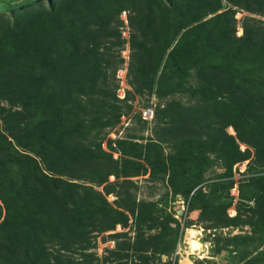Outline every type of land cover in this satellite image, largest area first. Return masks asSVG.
<instances>
[{
  "label": "rangeland",
  "instance_id": "rangeland-1",
  "mask_svg": "<svg viewBox=\"0 0 264 264\" xmlns=\"http://www.w3.org/2000/svg\"><path fill=\"white\" fill-rule=\"evenodd\" d=\"M53 1L52 58L45 69L31 65L27 87L23 55L8 53L0 61V108L20 112L27 88L67 97L71 114L62 128L80 133L67 144L95 158L81 164L77 179L56 177L84 189L118 222L106 228L104 219L85 221L82 234L45 240L49 264H178L191 231L203 246L189 255L192 264H264V149L256 152L264 137L254 120L233 115L226 90L201 91L193 72L187 84L156 96L154 61L165 57L170 14L139 0ZM174 2L189 6L185 19L200 18L192 25L218 22L229 38L250 25L264 36V0ZM40 7L44 0H0V23ZM11 44L6 40L7 51ZM258 114L264 118V105ZM222 141L227 148L232 141L243 160L230 167L221 160L216 146Z\"/></svg>",
  "mask_w": 264,
  "mask_h": 264
},
{
  "label": "trees",
  "instance_id": "trees-1",
  "mask_svg": "<svg viewBox=\"0 0 264 264\" xmlns=\"http://www.w3.org/2000/svg\"><path fill=\"white\" fill-rule=\"evenodd\" d=\"M44 1L46 7L28 11L11 22L2 19L0 23V61L3 64L8 53L20 52L24 63L22 80L27 87L34 80L31 65L45 69L54 53L57 10L53 0ZM139 1L160 7L171 16L165 34V57L161 64L162 58L153 65L151 85L156 96L187 84L193 72L201 91L217 96L215 92L226 90L234 106L233 115L241 122L254 120L253 129H259L258 134L264 137V118L258 114V108L264 105V36L258 37L255 29L246 25L241 36L229 38L223 24L192 25L200 18L182 17L188 5L176 4L174 0ZM59 36L65 41L69 38L63 29ZM8 39L13 44L7 51ZM18 42L23 43V50L14 46ZM213 87L215 91L211 90ZM4 94L0 91V96ZM23 96L20 112L0 108V122L5 130L4 136L0 133V156L3 153L5 157L0 159V264H49L43 252L45 240L62 242L67 236L82 234L85 221L104 219L109 223L106 228H110L118 219L109 216L84 189L56 177L77 179V171L83 169L81 164L95 158L87 148L67 144L74 133L80 135L76 128H62L71 114L64 104L67 97L65 100L29 88ZM16 147L31 154L18 153ZM216 147L220 159L227 160L229 167L243 160L242 152L232 141L229 148L224 141ZM263 149L264 140L260 139L257 154ZM74 164H78L75 170L70 168ZM79 189L83 195H79Z\"/></svg>",
  "mask_w": 264,
  "mask_h": 264
},
{
  "label": "bare ground",
  "instance_id": "bare-ground-1",
  "mask_svg": "<svg viewBox=\"0 0 264 264\" xmlns=\"http://www.w3.org/2000/svg\"><path fill=\"white\" fill-rule=\"evenodd\" d=\"M188 244L190 241H194V243L191 244V247L189 245L187 255L182 257L178 264H192V262L189 260V255H194L195 253L201 251L203 249L202 244L200 241L194 236V232L191 231L189 237H187Z\"/></svg>",
  "mask_w": 264,
  "mask_h": 264
},
{
  "label": "built area",
  "instance_id": "built-area-1",
  "mask_svg": "<svg viewBox=\"0 0 264 264\" xmlns=\"http://www.w3.org/2000/svg\"><path fill=\"white\" fill-rule=\"evenodd\" d=\"M148 115H149V110H145V111L142 113V117H143L144 119H147Z\"/></svg>",
  "mask_w": 264,
  "mask_h": 264
},
{
  "label": "water",
  "instance_id": "water-1",
  "mask_svg": "<svg viewBox=\"0 0 264 264\" xmlns=\"http://www.w3.org/2000/svg\"><path fill=\"white\" fill-rule=\"evenodd\" d=\"M192 243H194V241H190V242H189L190 247H191V244H192Z\"/></svg>",
  "mask_w": 264,
  "mask_h": 264
}]
</instances>
